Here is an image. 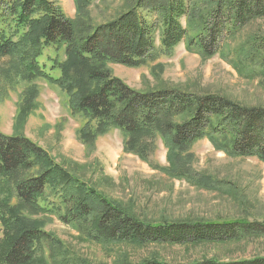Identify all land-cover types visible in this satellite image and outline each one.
Wrapping results in <instances>:
<instances>
[{"label":"trees","instance_id":"16d2710c","mask_svg":"<svg viewBox=\"0 0 264 264\" xmlns=\"http://www.w3.org/2000/svg\"><path fill=\"white\" fill-rule=\"evenodd\" d=\"M95 1L73 0L77 15ZM261 18L264 0H136L115 19L91 26L70 20L50 0H0V61L13 65V71L4 73L7 81L41 80L65 93L71 115L85 120L80 130L85 142L115 128L128 137L126 151L143 160L148 150L143 140L158 136L172 161L194 142L207 139L232 156L264 163V107L178 89L139 92L105 68L109 63L143 65L157 49L156 41L164 54L185 42L188 50L208 58L227 38ZM257 45L264 47V42ZM46 51L52 55L45 56ZM23 113L21 106L19 119ZM207 184L202 180L200 185ZM31 215L55 216L97 244H222L264 236V224L256 222L140 220L28 138L0 133V264H90L64 256L58 240ZM55 250L59 253H51ZM192 264H264V257Z\"/></svg>","mask_w":264,"mask_h":264},{"label":"rangeland","instance_id":"374dc122","mask_svg":"<svg viewBox=\"0 0 264 264\" xmlns=\"http://www.w3.org/2000/svg\"><path fill=\"white\" fill-rule=\"evenodd\" d=\"M50 1L78 25L91 26L115 19L136 2L97 0L78 16L73 0ZM260 40L264 42V18L248 23L208 58L188 50L185 42L164 54L156 41L157 49L143 65L128 68L109 63L105 68L110 76L139 92L178 89L218 94L246 107H264V47L257 45ZM48 55L52 52L46 51ZM8 70L13 71V65L1 60L0 133L28 138L73 176L131 215L154 224L164 220L264 224L263 162L232 156L225 148H214L207 139L194 142L172 161L158 136L143 140L148 148L143 160L126 151L128 137L115 128L85 142L80 137L85 120L71 115L65 93L41 80L9 82L5 77ZM21 106L24 117L19 119ZM202 180L208 184L200 185ZM28 217L42 222L40 229L58 240L64 256L90 264H140L147 260L192 264L205 259L229 262L264 257V236L222 244H97L55 216ZM49 254L45 248L50 263Z\"/></svg>","mask_w":264,"mask_h":264}]
</instances>
